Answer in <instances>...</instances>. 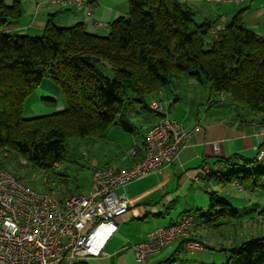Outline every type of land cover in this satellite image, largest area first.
<instances>
[{
  "label": "trees",
  "instance_id": "1",
  "mask_svg": "<svg viewBox=\"0 0 264 264\" xmlns=\"http://www.w3.org/2000/svg\"><path fill=\"white\" fill-rule=\"evenodd\" d=\"M24 1L9 5L0 0V170H8L9 154L57 175L55 164L75 163L67 148L70 140L105 137L113 125L134 133L129 112L135 106L140 107L136 114L152 126L163 116L147 100L183 79L209 85L206 102L197 103L209 117L251 118L264 127V37L246 26L242 12L218 27L216 21L199 23L181 0H129L128 14L111 24L107 36L89 33L82 24L59 27L54 15L40 36L8 34L7 28L24 16ZM45 79L60 85L65 110L27 119L25 102ZM172 92L176 98L171 107L180 100ZM54 103L45 100L46 105ZM258 155L217 161V170L210 166L203 179L264 194V159ZM63 177L68 180L62 185L65 197L82 194ZM198 212L196 222L205 229L240 217L215 191L208 210ZM259 216L264 227V210ZM229 253L226 264H264V234Z\"/></svg>",
  "mask_w": 264,
  "mask_h": 264
},
{
  "label": "crops",
  "instance_id": "2",
  "mask_svg": "<svg viewBox=\"0 0 264 264\" xmlns=\"http://www.w3.org/2000/svg\"><path fill=\"white\" fill-rule=\"evenodd\" d=\"M128 1L86 0L85 10L81 11L75 7L53 6L49 0H26L25 3H30V5L26 13L24 10L23 18L9 26L6 31L11 35L40 36L48 19L54 15L59 27L82 24L87 32L100 36L109 33L111 24L128 14ZM181 1L193 9L196 16L200 17L199 23L211 20L216 21L220 27H225L239 12H242L246 26L264 37V0H247L242 4H214L201 0ZM163 94L160 98L166 100L164 101L166 107L170 106L176 96L171 99L167 93ZM43 99L50 100L44 97ZM54 100V105L48 108L47 105L39 103L40 111L26 118L44 117L64 111L65 103L60 101L56 95ZM52 107L55 108L52 109ZM187 113L188 123H180L186 128L200 124L201 130L197 131L188 146L171 164L164 167L162 172L150 174L126 186L123 191L129 199L130 210L126 215L114 220L117 230L103 249L105 255L90 258L78 264H212L211 258H205L207 240L204 231L206 229L199 222H196L188 238L176 240L172 246L142 263L136 261L130 249H126L128 246L146 241L149 233L157 228L174 225L185 215L197 214L199 203H206L204 197H201V201L199 200V195H211L215 191L207 179H201L199 182L193 181L192 177L200 167L209 165L217 170L215 162L231 158L236 154L250 159L255 158L257 156L256 147L264 145V127L257 120L251 118L215 119L208 116L207 110L205 116L200 114V110L195 116L191 112ZM142 122L147 130L150 125L143 120ZM144 136L142 142H137L129 155L123 153V156L116 158L113 164L107 163L99 168L114 164L121 170L131 168L145 156ZM90 188L91 186L83 194H87ZM194 189L196 194L192 198L193 201L185 200L183 212L176 216L175 213L172 214L179 208L182 197H192ZM206 209L204 210L207 211ZM166 217L170 219L169 224L161 225V220ZM114 237L116 238L114 245L112 244L111 249L106 250ZM190 241L199 242L202 250H189Z\"/></svg>",
  "mask_w": 264,
  "mask_h": 264
},
{
  "label": "built area",
  "instance_id": "3",
  "mask_svg": "<svg viewBox=\"0 0 264 264\" xmlns=\"http://www.w3.org/2000/svg\"><path fill=\"white\" fill-rule=\"evenodd\" d=\"M85 1L49 0V3L83 11ZM201 1L242 4L247 0ZM212 34L215 35L214 30ZM162 94L160 91V97ZM149 107L163 117L145 132L144 158L126 170L112 165L95 169L87 194L64 197L57 191L38 192L12 171L0 170V264H78L105 255L103 249L117 230L114 220L130 210L129 199L123 191L126 186L162 172L202 128L200 124L186 128L170 119L166 103L160 99L151 101ZM256 151L258 159L263 160L264 147L258 146ZM55 166L58 171L63 169V164ZM209 173L210 167L204 165L192 179L199 182ZM195 225L196 216L185 215L178 223L157 228L149 233L146 241L126 249L142 263L176 240L188 238ZM188 249L201 251L202 246L193 241Z\"/></svg>",
  "mask_w": 264,
  "mask_h": 264
},
{
  "label": "rangeland",
  "instance_id": "4",
  "mask_svg": "<svg viewBox=\"0 0 264 264\" xmlns=\"http://www.w3.org/2000/svg\"><path fill=\"white\" fill-rule=\"evenodd\" d=\"M25 1L23 2V8L26 13L30 3H25ZM6 3L10 5L12 0H6ZM195 18L197 21L200 20L199 16ZM218 27H220V25ZM108 34L109 33H104V35L100 36H107ZM109 76L113 77L112 72H109ZM183 81L184 82H180V84L173 86L171 90H166L165 93H167L171 99H174L175 96L172 90H176L180 98L178 103L173 107L167 105L169 118L177 119L179 122L187 124L189 121L186 117L188 115L187 112H191V114L195 116L200 110L202 116L206 115V107L204 105L198 107L197 103L206 102L209 85L205 82L201 83L196 80L183 79ZM55 95L58 96L60 101L65 103L60 85L52 79H45L39 88L33 91L26 100L24 107L25 117L39 112V103L46 105L43 97L54 100ZM156 99L161 100L160 95L157 96ZM151 101L152 98H149L147 100L148 104ZM48 107H50V105H47V108ZM53 108L55 107H52V109ZM135 111H140V107L135 106L134 109L129 112L131 116L130 119L136 127L134 133L125 132L113 125L105 137L98 139L84 138L70 140L67 143V148L72 158L75 159V163L63 164V169L59 170V172L57 171V175L56 173L45 174L40 170H35L23 158L14 157L9 154H7V169L17 174L24 183L32 186L38 192L48 193L57 191L65 197L64 191L62 190V185L68 181L63 177V175H65L69 180L73 181L72 186H75L73 188L78 187L79 192L82 194L86 193L91 186L92 175L96 168L102 167L107 163L113 164L116 158L123 156V153L129 155V152L135 148L137 142H142L146 128L143 125V119L136 114ZM2 154L0 153V162L3 160ZM113 166L116 167L117 165L114 164ZM67 170L70 171L66 172ZM60 172L65 173L62 174ZM59 175L61 177H58ZM210 186L221 197L228 199L231 205L237 208L240 213L238 220L232 221L231 223L224 221L225 223L222 222L219 228H208L204 231L207 240V246L205 248L207 254L205 258H211L212 264H226L231 248L240 245L245 240L264 234L263 222L259 216V213L264 210V194L261 192L251 193L248 190L239 189L236 185H223L215 181H211ZM195 191L194 189L191 198L189 196L182 197L179 208L171 213H175V216L181 214L184 210L183 204L185 200L193 201L192 198L195 197ZM201 197H204L206 200V203H199L198 205L199 211L201 210L203 212L205 208H207L206 210L209 208L211 195H199L200 201L202 200ZM161 221V225H168L170 219L166 217ZM199 229L201 230V228ZM115 241L116 238L114 237L106 250L111 249Z\"/></svg>",
  "mask_w": 264,
  "mask_h": 264
}]
</instances>
